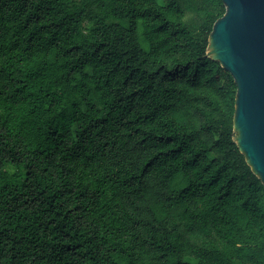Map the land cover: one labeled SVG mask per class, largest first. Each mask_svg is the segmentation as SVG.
Masks as SVG:
<instances>
[{
  "label": "trees",
  "instance_id": "16d2710c",
  "mask_svg": "<svg viewBox=\"0 0 264 264\" xmlns=\"http://www.w3.org/2000/svg\"><path fill=\"white\" fill-rule=\"evenodd\" d=\"M222 0H0V264H264V184L208 53Z\"/></svg>",
  "mask_w": 264,
  "mask_h": 264
},
{
  "label": "water",
  "instance_id": "95a60500",
  "mask_svg": "<svg viewBox=\"0 0 264 264\" xmlns=\"http://www.w3.org/2000/svg\"><path fill=\"white\" fill-rule=\"evenodd\" d=\"M222 1L208 53L235 80V140L264 184V0Z\"/></svg>",
  "mask_w": 264,
  "mask_h": 264
}]
</instances>
